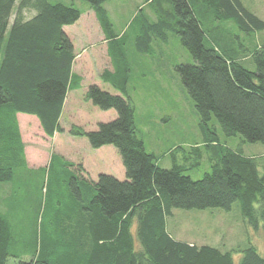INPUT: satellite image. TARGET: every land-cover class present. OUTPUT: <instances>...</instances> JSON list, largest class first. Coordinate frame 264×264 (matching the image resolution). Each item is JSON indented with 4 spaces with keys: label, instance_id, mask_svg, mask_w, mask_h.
Wrapping results in <instances>:
<instances>
[{
    "label": "trees",
    "instance_id": "trees-1",
    "mask_svg": "<svg viewBox=\"0 0 264 264\" xmlns=\"http://www.w3.org/2000/svg\"><path fill=\"white\" fill-rule=\"evenodd\" d=\"M80 1L94 12L106 43L111 70L100 80L117 93L91 85L85 100L101 111L114 110L116 118L93 131L73 127L70 135L85 138L94 150L113 147L125 179H85L80 164L56 154L46 166L28 168L17 116L35 118L46 138L63 133L67 94L82 85L64 28L82 13L48 0H0V192L7 184L12 191L11 199L0 202V264H264L254 248L242 250L235 263L231 252L176 241L166 228L173 210L230 211L236 202L247 226L258 230L264 223V155L247 157L220 144L209 127L214 119L226 137L264 146V45L249 53L251 72L239 62L231 34L233 28L255 35L264 22L241 0H143L154 21L142 8L130 22L136 50L150 54L152 41L166 43L176 35L194 61L174 70L193 103L203 144L177 149L181 160L170 152L172 166L164 169L146 152L135 124L126 35L114 34L104 8L113 0ZM25 11L33 16L25 18ZM204 155L211 171L193 181L185 173L197 169ZM21 173L40 183L36 217L27 230L21 221L17 225L13 198Z\"/></svg>",
    "mask_w": 264,
    "mask_h": 264
},
{
    "label": "rangeland",
    "instance_id": "rangeland-1",
    "mask_svg": "<svg viewBox=\"0 0 264 264\" xmlns=\"http://www.w3.org/2000/svg\"><path fill=\"white\" fill-rule=\"evenodd\" d=\"M244 7L264 22V0H241ZM79 10L82 15L73 26L64 28L66 35L74 45L77 59L73 72L82 77L81 88L67 94L60 117L63 133L46 138L35 118L17 116L19 132L24 145L25 158L30 169L47 165L52 154L60 155L74 165H81L83 175L96 179L100 174L110 175L120 181L125 179V171L120 157L111 146L92 149L85 138L70 135L73 127L84 131L97 129L99 123H106L116 118L114 110L101 111L85 100L89 86L97 85L102 90L116 91L100 80L103 71L110 69V61L104 45L103 34L90 6L80 0H48ZM115 35H126L129 78L127 92L135 109V124L144 140L145 150L154 153L157 164L164 169L172 166L170 152L176 160H181L179 148L189 150L202 146L203 136L199 127L198 116L193 103L175 73L174 66L193 64L190 53L182 46L176 35H170L166 43L152 41L151 53L136 50V29L129 27L130 22L144 8L143 0H113L104 4ZM151 17L150 11L143 9ZM25 18H31L32 12H24ZM229 26H231L229 24ZM236 48L240 51V63L251 72L255 66L249 53L256 46L264 45V31L247 36L232 28ZM246 56V57H244ZM209 127L216 132L220 144L232 149H240L244 156L260 157L264 155V146L256 143H243L240 136L226 137L217 122L212 119ZM211 171L208 157L203 156L197 169L185 173L193 181H198ZM17 195L16 220L21 221L25 230L31 228L36 217V199H39V180H31L21 173L16 178ZM45 186V185H44ZM0 192V202L12 198L10 186L4 185ZM13 201V200H9ZM46 218H43V225ZM168 233L176 241L196 246H210L222 252H231L235 263L242 250L254 248L264 258V223L258 230L247 226L241 219L239 203L232 205L230 211L221 209L204 211L173 210L172 217L166 221ZM238 251V252H237ZM30 256L29 253H26Z\"/></svg>",
    "mask_w": 264,
    "mask_h": 264
},
{
    "label": "crops",
    "instance_id": "crops-1",
    "mask_svg": "<svg viewBox=\"0 0 264 264\" xmlns=\"http://www.w3.org/2000/svg\"><path fill=\"white\" fill-rule=\"evenodd\" d=\"M103 40H104V37H103ZM104 45H106L105 41H104ZM73 46H74V45H73ZM76 59H77V55H76ZM76 59H75V60H76ZM109 70H111V68H110ZM82 81H83V80H82ZM109 93H110V92H109ZM113 94L116 95L117 93H113ZM27 117H28V116H27ZM28 118H32V117H28ZM84 168H85V167H84ZM84 168H83V169H84ZM85 169H86V168H85ZM85 169H84V170H85ZM86 171H88V169H86ZM88 172H89V171H88ZM84 178H85V179H88V180H91V181H96V179H93L91 176H89V178H87L86 175H84Z\"/></svg>",
    "mask_w": 264,
    "mask_h": 264
}]
</instances>
